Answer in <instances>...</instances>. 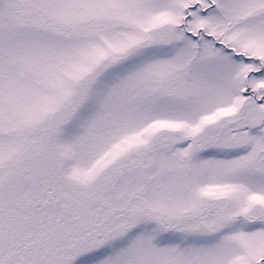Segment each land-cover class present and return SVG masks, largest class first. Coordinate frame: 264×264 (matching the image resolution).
<instances>
[{
	"label": "snow or ice",
	"instance_id": "snow-or-ice-1",
	"mask_svg": "<svg viewBox=\"0 0 264 264\" xmlns=\"http://www.w3.org/2000/svg\"><path fill=\"white\" fill-rule=\"evenodd\" d=\"M0 264H264V0H0Z\"/></svg>",
	"mask_w": 264,
	"mask_h": 264
}]
</instances>
